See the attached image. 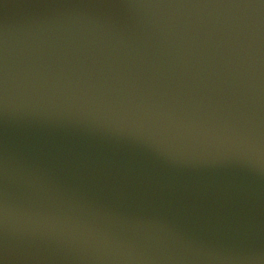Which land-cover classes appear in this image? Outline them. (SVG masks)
Returning <instances> with one entry per match:
<instances>
[{"label": "water", "instance_id": "1", "mask_svg": "<svg viewBox=\"0 0 264 264\" xmlns=\"http://www.w3.org/2000/svg\"><path fill=\"white\" fill-rule=\"evenodd\" d=\"M0 264H264V0H0Z\"/></svg>", "mask_w": 264, "mask_h": 264}]
</instances>
